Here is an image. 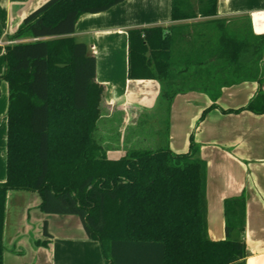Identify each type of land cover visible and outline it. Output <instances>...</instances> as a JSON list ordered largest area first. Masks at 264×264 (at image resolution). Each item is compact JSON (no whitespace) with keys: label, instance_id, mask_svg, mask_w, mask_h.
<instances>
[{"label":"trees","instance_id":"trees-1","mask_svg":"<svg viewBox=\"0 0 264 264\" xmlns=\"http://www.w3.org/2000/svg\"><path fill=\"white\" fill-rule=\"evenodd\" d=\"M122 1L48 0L10 35L15 42L6 46L0 76L9 84L0 264L10 190L38 192L47 214L78 215L106 264H246L245 195L225 200L226 237L212 240L207 164L194 134L184 153L164 144L129 149L118 158L96 137L104 87L95 80L96 57L73 34L82 14ZM171 14L173 21H203L131 28L130 78L159 79L168 104L179 92L208 94L214 103L199 120L218 106L224 86L260 81L264 34H254L248 20L218 18V0H172ZM244 109L264 112V93L222 111ZM42 228L52 236L47 220Z\"/></svg>","mask_w":264,"mask_h":264},{"label":"crops","instance_id":"crops-1","mask_svg":"<svg viewBox=\"0 0 264 264\" xmlns=\"http://www.w3.org/2000/svg\"><path fill=\"white\" fill-rule=\"evenodd\" d=\"M47 1L0 0V76L6 70V46L15 42L10 35ZM171 12L172 0H124L79 17L73 35L96 57L95 80L104 87L96 137L110 157L118 158L129 149H154L163 130L164 143L184 153L194 134L199 156L207 164L209 237H226L225 200L244 194L246 264H264V112L222 111L244 107L264 93V60L260 81L224 86L218 106L199 120L214 103L208 94L179 92L168 104L159 79L129 76V30L192 22L173 21ZM217 17L244 18L254 34H264V0H218ZM8 109L9 84L0 79V182L7 179ZM164 117L168 124L160 126ZM40 203L38 192H8L4 264H106L99 241L89 238L78 215L47 214ZM45 220L49 238L43 233Z\"/></svg>","mask_w":264,"mask_h":264},{"label":"rangeland","instance_id":"rangeland-1","mask_svg":"<svg viewBox=\"0 0 264 264\" xmlns=\"http://www.w3.org/2000/svg\"><path fill=\"white\" fill-rule=\"evenodd\" d=\"M198 21H203V18H199V19H195V20H192V22L193 23H195V22H198ZM191 38V37H190ZM197 42H198V40L196 41V39H195V37H194V41H193V43L194 44H197ZM184 44H181V45H179V48H182V46H183ZM188 46H190L191 44H187ZM186 45V46H187ZM165 115V114H164ZM165 117H166V115H165ZM164 117V118H165ZM168 118V117H167ZM166 124H168V122H166V118H165V121L163 120V124H162V122H160V126H166ZM159 125V124H158ZM163 129V128H162ZM165 129V128H164ZM164 131V130H163ZM163 131H162V133H160V136H161V141L159 140V139H156L157 140V143L155 144V145H153V147L152 148H158V147H160L161 145H164L165 143H164V137H165V134H163Z\"/></svg>","mask_w":264,"mask_h":264}]
</instances>
